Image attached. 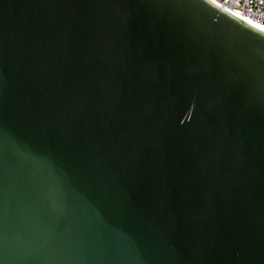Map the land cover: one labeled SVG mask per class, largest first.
Here are the masks:
<instances>
[{
    "label": "water",
    "instance_id": "obj_1",
    "mask_svg": "<svg viewBox=\"0 0 264 264\" xmlns=\"http://www.w3.org/2000/svg\"><path fill=\"white\" fill-rule=\"evenodd\" d=\"M0 264H264V29L0 0Z\"/></svg>",
    "mask_w": 264,
    "mask_h": 264
},
{
    "label": "built area",
    "instance_id": "obj_2",
    "mask_svg": "<svg viewBox=\"0 0 264 264\" xmlns=\"http://www.w3.org/2000/svg\"><path fill=\"white\" fill-rule=\"evenodd\" d=\"M219 6L264 29V0H212Z\"/></svg>",
    "mask_w": 264,
    "mask_h": 264
}]
</instances>
